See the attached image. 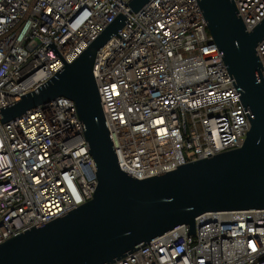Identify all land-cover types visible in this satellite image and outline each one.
I'll return each mask as SVG.
<instances>
[{
    "label": "built area",
    "instance_id": "obj_1",
    "mask_svg": "<svg viewBox=\"0 0 264 264\" xmlns=\"http://www.w3.org/2000/svg\"><path fill=\"white\" fill-rule=\"evenodd\" d=\"M0 0V109L46 82L120 13L93 76L117 163L145 179L239 147L248 110L197 0ZM247 30L264 0H233ZM264 74V38L256 46ZM94 160L74 102L1 121L0 243L90 200ZM110 264H264V209L205 212Z\"/></svg>",
    "mask_w": 264,
    "mask_h": 264
},
{
    "label": "water",
    "instance_id": "obj_2",
    "mask_svg": "<svg viewBox=\"0 0 264 264\" xmlns=\"http://www.w3.org/2000/svg\"><path fill=\"white\" fill-rule=\"evenodd\" d=\"M149 0H130L139 12ZM206 27L248 110L242 144L138 179L122 171L93 76L97 52L124 25L120 13L46 82L0 109L7 122L58 97L74 102L96 168L92 198L68 213L0 243V264H110L205 212L264 209V74L256 46L264 18L247 30L233 0H197Z\"/></svg>",
    "mask_w": 264,
    "mask_h": 264
}]
</instances>
